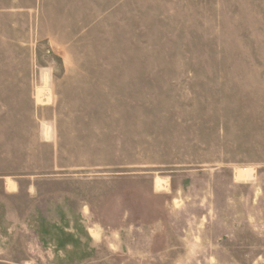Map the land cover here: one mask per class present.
<instances>
[{
  "label": "rangeland",
  "instance_id": "1",
  "mask_svg": "<svg viewBox=\"0 0 264 264\" xmlns=\"http://www.w3.org/2000/svg\"><path fill=\"white\" fill-rule=\"evenodd\" d=\"M0 264H264V0H0Z\"/></svg>",
  "mask_w": 264,
  "mask_h": 264
},
{
  "label": "bare ground",
  "instance_id": "2",
  "mask_svg": "<svg viewBox=\"0 0 264 264\" xmlns=\"http://www.w3.org/2000/svg\"><path fill=\"white\" fill-rule=\"evenodd\" d=\"M243 176H244V174H241V173H240V174H236V177H237V178H241V177H243ZM159 185H160V184H159Z\"/></svg>",
  "mask_w": 264,
  "mask_h": 264
}]
</instances>
